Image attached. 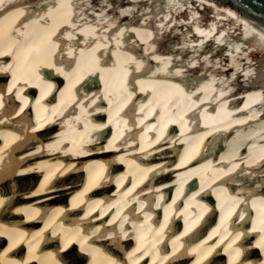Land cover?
<instances>
[{"label": "bare ground", "instance_id": "bare-ground-1", "mask_svg": "<svg viewBox=\"0 0 264 264\" xmlns=\"http://www.w3.org/2000/svg\"><path fill=\"white\" fill-rule=\"evenodd\" d=\"M122 1L0 0V264H264V78L197 89ZM80 6L109 31L68 34Z\"/></svg>", "mask_w": 264, "mask_h": 264}, {"label": "rangeland", "instance_id": "rangeland-1", "mask_svg": "<svg viewBox=\"0 0 264 264\" xmlns=\"http://www.w3.org/2000/svg\"><path fill=\"white\" fill-rule=\"evenodd\" d=\"M47 1L56 5L58 0ZM137 1L139 3L134 4ZM219 3L229 5L219 0L202 4L189 1L184 5L178 3L171 6L168 0H125L115 4L114 8L121 9L118 16L126 14L121 18L122 21L135 24L134 27L141 33L152 34V30H157L153 37L150 36L155 43L151 46L154 51L147 53L160 57L162 53L168 52L174 55L175 60L182 58L185 61V71L191 78L196 77L199 80L197 89L213 80H220L219 77L224 81L234 79L239 84L249 85L248 88L258 89L260 87L254 81L264 78V63L259 65L257 70L250 72L253 59L259 62L262 59L256 49L258 44L247 43L246 37L253 36L245 33L241 25L239 27L231 20L227 11L222 9L218 12L216 4ZM158 9L161 13L157 12ZM86 10L87 7L80 6L82 17H78L82 18V21L71 27L72 30L67 31L68 34L77 32L80 37L87 36L86 34L93 30L100 34L109 31L99 26L101 24L85 19L83 13ZM108 10L111 9L101 7L98 14L113 23L118 22L119 17L108 14ZM249 63L251 65L247 67ZM246 69L249 78H244Z\"/></svg>", "mask_w": 264, "mask_h": 264}, {"label": "water", "instance_id": "water-1", "mask_svg": "<svg viewBox=\"0 0 264 264\" xmlns=\"http://www.w3.org/2000/svg\"><path fill=\"white\" fill-rule=\"evenodd\" d=\"M264 21V0H224Z\"/></svg>", "mask_w": 264, "mask_h": 264}]
</instances>
